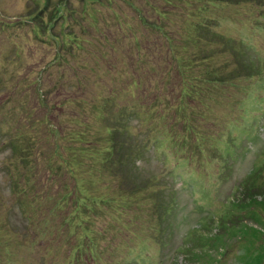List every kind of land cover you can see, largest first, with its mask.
Returning a JSON list of instances; mask_svg holds the SVG:
<instances>
[{"label":"rangeland","instance_id":"obj_1","mask_svg":"<svg viewBox=\"0 0 264 264\" xmlns=\"http://www.w3.org/2000/svg\"><path fill=\"white\" fill-rule=\"evenodd\" d=\"M175 3L0 0V264H264V0Z\"/></svg>","mask_w":264,"mask_h":264},{"label":"trees","instance_id":"obj_2","mask_svg":"<svg viewBox=\"0 0 264 264\" xmlns=\"http://www.w3.org/2000/svg\"><path fill=\"white\" fill-rule=\"evenodd\" d=\"M175 1H176V0H166V4H167V6H171V5L174 6V7H175V6H178L177 3H175ZM200 1H201V0H200ZM207 1H208V4H209V3L212 2V1H214V3H215V2L218 1V0H211V1H210V0H207ZM204 5H207V4H204ZM161 30L163 31V29H161ZM163 34H165V33L163 32ZM181 135H182V134H181ZM181 135H179V136H181Z\"/></svg>","mask_w":264,"mask_h":264}]
</instances>
